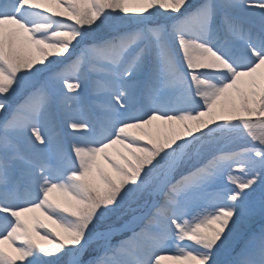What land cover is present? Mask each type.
<instances>
[{
    "label": "snow or ice",
    "instance_id": "snow-or-ice-1",
    "mask_svg": "<svg viewBox=\"0 0 264 264\" xmlns=\"http://www.w3.org/2000/svg\"><path fill=\"white\" fill-rule=\"evenodd\" d=\"M257 215L264 0H0V264H264Z\"/></svg>",
    "mask_w": 264,
    "mask_h": 264
},
{
    "label": "rangeland",
    "instance_id": "rangeland-1",
    "mask_svg": "<svg viewBox=\"0 0 264 264\" xmlns=\"http://www.w3.org/2000/svg\"><path fill=\"white\" fill-rule=\"evenodd\" d=\"M36 215L39 216L38 213H37ZM40 219L43 220L44 223L48 224L49 227H52L53 229H55V225H53V224L51 223V221H48V220L44 219V217H40ZM254 219L257 220V222H260V221H263V220H264V219H261V217H260L259 215H257ZM41 231H43V230H41ZM57 231H58V229H57ZM100 251H102L101 246H100V245H94V246H93V251H92V252H89L88 255H87L88 258H85V257H84V258H85L86 260H87V259H90L92 255H98V254L100 253ZM168 254H170V253H168ZM164 264H168V262L165 261Z\"/></svg>",
    "mask_w": 264,
    "mask_h": 264
},
{
    "label": "trees",
    "instance_id": "trees-1",
    "mask_svg": "<svg viewBox=\"0 0 264 264\" xmlns=\"http://www.w3.org/2000/svg\"><path fill=\"white\" fill-rule=\"evenodd\" d=\"M139 212H137L138 214ZM109 223H114V224H118L119 221L116 220V218H112ZM259 225V226H257ZM262 225H264V221H261L260 223H256L254 220L251 222V224H245L241 226V231H247L249 228L252 229H259ZM116 239H120V237H116Z\"/></svg>",
    "mask_w": 264,
    "mask_h": 264
}]
</instances>
